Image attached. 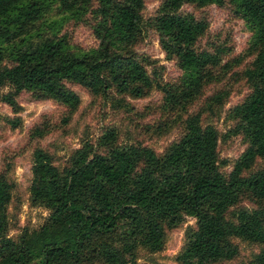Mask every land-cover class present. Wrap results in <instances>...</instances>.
Segmentation results:
<instances>
[{
  "label": "trees",
  "instance_id": "obj_1",
  "mask_svg": "<svg viewBox=\"0 0 264 264\" xmlns=\"http://www.w3.org/2000/svg\"><path fill=\"white\" fill-rule=\"evenodd\" d=\"M50 1L0 0V85H11L2 97L11 101L26 89L74 107L78 96L65 80L91 93L115 85L141 94L149 77L131 46L141 31L143 0H94L91 27L98 43L88 48L72 46L47 25L43 10ZM52 1L62 17L79 18L92 0ZM182 1L222 0H160L155 27L161 47L175 55L181 71L176 89L168 92L177 104L199 91L206 68L218 61L215 52L193 47L205 22L179 13ZM233 1L250 32L253 54L242 70L250 88L231 107L234 130L242 132L246 145L227 174L216 165V129L200 123L199 109L186 113L183 133L159 153L141 144L90 153L84 144L59 169L45 150L35 148L29 194L48 213L36 228L8 236L4 206L13 182L0 173V264H82L94 259L139 264L135 244L158 250L163 227L174 225L182 212L195 223L176 257L181 264H222L221 259L237 252L231 235L264 244V206L236 204L241 193L264 197V164L246 172L256 156H264V0ZM220 98L221 92L210 97ZM104 136L110 139L113 132ZM120 222L126 227L117 244L108 235ZM250 262L264 264V246Z\"/></svg>",
  "mask_w": 264,
  "mask_h": 264
},
{
  "label": "rangeland",
  "instance_id": "obj_2",
  "mask_svg": "<svg viewBox=\"0 0 264 264\" xmlns=\"http://www.w3.org/2000/svg\"><path fill=\"white\" fill-rule=\"evenodd\" d=\"M54 4L51 0L43 14L47 25H52L57 35L64 34L72 46L97 45L91 27L94 0L79 18L62 17ZM159 4L160 0H143L141 31L131 46L149 77V84L141 94L133 95L115 85L102 93H91L82 85L65 80V85L78 96L76 105L67 107L52 97L26 89L6 101L2 96L11 85L7 82L0 85V173L13 182L4 206L8 236L16 237L24 228H36L48 213L42 203L30 199V167L35 148L45 150L59 169L73 151L84 144L90 153L128 144L146 145L159 153L183 133L186 113L199 109L200 123L211 124L216 129V165L224 175L243 150L246 140L242 132L234 130L236 118L231 115V107L241 101L250 88L242 70L249 64L253 51L248 43L250 32L235 10L234 1L222 0L219 4L182 1L176 9L204 20V30L193 47L218 56L217 63L206 68L199 91L180 104L171 102L168 96L169 91L176 89L181 71L175 55L167 53L160 44L155 27ZM4 61L11 63L8 59ZM216 92H221V98L211 101L210 97ZM109 130L113 136L106 139L104 134ZM263 164L264 156H256L246 172ZM257 203L264 206V197L257 199L241 193L236 204L251 209ZM194 221L191 214L182 212L174 225L163 227L158 250L135 244L134 260L139 264H181L176 257L194 228ZM125 227L126 224L120 222L109 233V239L120 244ZM229 238L237 244V252L231 258L221 259L222 264H252L250 259L264 246L236 235ZM82 264L107 263L94 259Z\"/></svg>",
  "mask_w": 264,
  "mask_h": 264
}]
</instances>
